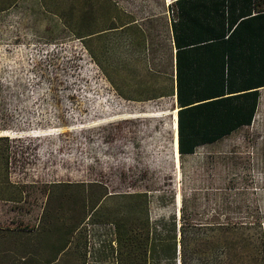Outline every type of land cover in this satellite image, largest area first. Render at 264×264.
<instances>
[{
    "label": "rangeland",
    "instance_id": "obj_1",
    "mask_svg": "<svg viewBox=\"0 0 264 264\" xmlns=\"http://www.w3.org/2000/svg\"><path fill=\"white\" fill-rule=\"evenodd\" d=\"M155 18L138 22L162 61ZM122 19L111 0H0V264H45L69 239L62 264H121L115 221L162 229L182 198L190 223L264 221V88L250 124L177 160L173 98L123 100L102 66L115 72Z\"/></svg>",
    "mask_w": 264,
    "mask_h": 264
},
{
    "label": "trees",
    "instance_id": "obj_2",
    "mask_svg": "<svg viewBox=\"0 0 264 264\" xmlns=\"http://www.w3.org/2000/svg\"><path fill=\"white\" fill-rule=\"evenodd\" d=\"M111 1L121 9L124 18L120 24L110 26L116 29L120 25H128L133 30L131 23L139 18L151 16L159 20L165 17V9L147 10L145 4V1H151L157 6L164 0H126L135 6V10L119 6V0ZM181 1H171L169 8ZM237 1L242 7L251 5L253 13L241 19L227 37L193 44L214 50L209 53L187 52V48L182 46L185 41L179 34L182 29L177 27L173 20L174 12L170 11L176 47L174 93L177 106L172 111L174 114L175 110L177 112L180 158L195 153L200 145L216 142L237 128L250 124L257 112L261 94L259 87L264 85V0ZM163 31L165 42L162 46L168 51L170 37L166 29ZM197 55L208 57L193 63L187 60L185 69H180L184 57ZM181 202L178 220L172 214L167 224L162 223V229L157 223L152 228L145 220L141 221L140 228L129 225L121 230L125 220L119 218L115 221L121 264H148L150 260L157 264L162 259L177 264H264V221L258 212L232 216L222 211L214 216L216 222L190 223L185 220L183 198ZM38 239H35L36 246L53 244ZM69 255L74 259L78 256V247L73 239L62 244L45 264L65 263ZM19 257L22 262H27L35 255L29 252Z\"/></svg>",
    "mask_w": 264,
    "mask_h": 264
},
{
    "label": "crops",
    "instance_id": "obj_3",
    "mask_svg": "<svg viewBox=\"0 0 264 264\" xmlns=\"http://www.w3.org/2000/svg\"><path fill=\"white\" fill-rule=\"evenodd\" d=\"M173 0H166L165 6V29L168 33L169 48H164V58L162 61H156L151 54L149 41L146 37L145 27L138 21H133V27L120 25L117 27V54L115 72L105 68L107 76L114 77L115 89L117 94L126 101H148L171 96L173 98L174 108L177 106L175 100L176 85V47L173 44V34L171 27L170 11H173V20L179 29V34L184 43L187 52L193 54L209 53L212 49L205 50L193 46L194 43H202L206 40L227 37L230 31L235 28L237 23L253 13L251 5H244L237 0H182L179 4L171 6L169 3ZM235 3V4H234ZM264 21V20H263ZM246 23V22H245ZM249 23V22H248ZM108 30V29H107ZM195 37L200 39L189 40ZM167 52L169 55L167 56ZM204 56H189L183 58L181 70L185 69V62L190 60L192 63L199 59L207 58ZM264 85L259 87L260 91ZM151 114V113H143ZM175 123L177 114H174ZM174 129L173 146L175 154L178 153V146L175 144V135L178 132ZM179 155L177 156V160Z\"/></svg>",
    "mask_w": 264,
    "mask_h": 264
},
{
    "label": "bare ground",
    "instance_id": "obj_4",
    "mask_svg": "<svg viewBox=\"0 0 264 264\" xmlns=\"http://www.w3.org/2000/svg\"><path fill=\"white\" fill-rule=\"evenodd\" d=\"M174 112V111H173ZM175 113H177L176 112V110H175ZM120 118V117H119ZM36 133V132H35ZM42 133V132H41ZM175 144L178 146V132L176 133V135H175ZM179 155V152L177 153L176 152V157ZM178 199V202H180V198L178 197L177 198Z\"/></svg>",
    "mask_w": 264,
    "mask_h": 264
},
{
    "label": "built area",
    "instance_id": "obj_5",
    "mask_svg": "<svg viewBox=\"0 0 264 264\" xmlns=\"http://www.w3.org/2000/svg\"><path fill=\"white\" fill-rule=\"evenodd\" d=\"M176 124V123H175Z\"/></svg>",
    "mask_w": 264,
    "mask_h": 264
}]
</instances>
